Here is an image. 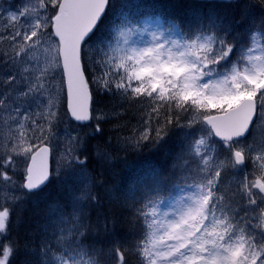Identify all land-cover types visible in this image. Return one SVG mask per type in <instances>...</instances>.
<instances>
[{
    "label": "snow or ice",
    "instance_id": "snow-or-ice-1",
    "mask_svg": "<svg viewBox=\"0 0 264 264\" xmlns=\"http://www.w3.org/2000/svg\"><path fill=\"white\" fill-rule=\"evenodd\" d=\"M6 3L0 0V40L9 41L0 52L3 197L20 201L50 180L65 76L77 121L91 118V83L98 95L140 104L145 123L135 146L172 158L167 174L156 170L122 192L128 232L117 238L120 221L103 211L83 140L71 138L60 156L63 172L56 171L71 210L49 206L39 245L15 246L34 257L21 264H101L94 246L101 236L111 240L108 264H264V133L257 139L254 123L264 121V0H216L183 24L163 22L141 0H121L119 8L116 0ZM168 186L180 195L166 205ZM16 188L22 196L8 191ZM9 217L0 211V234ZM13 251L3 246L0 264Z\"/></svg>",
    "mask_w": 264,
    "mask_h": 264
},
{
    "label": "trees",
    "instance_id": "trees-1",
    "mask_svg": "<svg viewBox=\"0 0 264 264\" xmlns=\"http://www.w3.org/2000/svg\"><path fill=\"white\" fill-rule=\"evenodd\" d=\"M215 2L216 0H141V3L148 6L153 16H158L165 23L175 20L181 24L187 18H191L193 12L209 11L208 8H204V5L211 6ZM120 3L121 0H116L117 8H119ZM212 10L220 15L227 12L225 8ZM230 15L237 20L240 19L236 12H232ZM111 17L112 13L109 12L108 19H104L101 26L102 32ZM244 26H247L246 22ZM92 43V47H94L95 41ZM85 75L90 81L89 73ZM89 88L92 93L91 123L80 126L70 121L65 98L59 111L61 122L62 120L69 121L72 127L77 128L82 133L81 139L84 147L81 148V152L88 158L85 167L87 172L97 181L93 185L94 191L104 201V213L113 215L116 220L120 221L117 224L116 237L122 238L128 232L126 224L123 223V218L129 214L128 210L123 208L120 203L122 192L127 190L130 185L140 182L141 178L147 180L150 174L156 170L167 174V171L171 169L172 158L163 152L153 150L147 143L142 147L135 146L133 138L139 134L145 123L144 112L140 104L124 103L112 96L98 95L91 83H89ZM98 116H103V118L97 120L96 117ZM97 124L101 129L100 132L93 131ZM255 124L258 125L256 138L259 139L260 134L264 133V124L259 127L260 121L257 120ZM58 127H60V122ZM178 142V139H174L173 146ZM101 152L107 153L110 159H100L99 153ZM52 165L51 179L42 190L7 205L12 208L10 210L7 207L10 213L7 231L0 234V259L3 258V246H13L14 251L9 257L8 264H21V261L25 259H34L31 253L17 252L15 246L19 245L23 248L24 245H28L30 248H35L39 245L44 236L43 226L48 223L51 204L58 202L65 207L66 211L71 210L67 204V190L63 181L56 179L54 164L52 163ZM246 167L249 171L253 168L251 163H247ZM59 170L62 173L63 167ZM20 194L22 195V193ZM163 194L169 196V200L166 201L167 205L180 195V192L178 188L168 186ZM96 214L95 210H91L90 215L93 220H95ZM94 246L101 250V254L97 257L101 264H108V261L112 259L108 251L111 240H106L101 236L97 238Z\"/></svg>",
    "mask_w": 264,
    "mask_h": 264
},
{
    "label": "rangeland",
    "instance_id": "rangeland-1",
    "mask_svg": "<svg viewBox=\"0 0 264 264\" xmlns=\"http://www.w3.org/2000/svg\"><path fill=\"white\" fill-rule=\"evenodd\" d=\"M22 3H23V0H7L5 7H7L8 4L21 6ZM14 10L15 9H13V11ZM0 34H6L5 20H4L3 15H0ZM114 35H115V33L113 32V36ZM92 46H93V43L90 44V47H92ZM8 47H9V41L7 39L0 40V52H2L4 49H7ZM63 88H64V91L60 96L59 111L61 109L63 99L64 98L66 99L64 78H63ZM70 121H71V119H70ZM262 124H264V121H260L259 127H261ZM142 127H141V130H142ZM55 131H56V137H55V139H53L51 146L53 147L52 163L54 164V172L56 173L57 169L62 168V161L60 160V156L64 153L65 147L68 144V141L74 137L81 138L82 133L80 132V130L78 131L77 128L72 127V124L69 121H65V120H62V122L60 121V127L57 126ZM82 147H84V146L82 145L81 148ZM81 148H80V151H81ZM57 166H58V168H57ZM52 168H53V165H52ZM14 179L16 180L17 184L22 183V176L20 175L19 171H18L17 175L14 177ZM8 191L12 192V194H14L15 196H22L20 194L22 192L19 188L10 189ZM14 202H17V201L10 200L7 197H3L2 194H0V211H3L4 209H7L8 211H9V209L11 210L12 207L10 208L7 205L8 204L11 205Z\"/></svg>",
    "mask_w": 264,
    "mask_h": 264
},
{
    "label": "water",
    "instance_id": "water-1",
    "mask_svg": "<svg viewBox=\"0 0 264 264\" xmlns=\"http://www.w3.org/2000/svg\"><path fill=\"white\" fill-rule=\"evenodd\" d=\"M64 85H65V93H66V109H67V112H68V115H69L70 119H71L74 123H76V124H78V125H80V126H86V125L90 124V123H91V120H92V99H91L90 104H89V112H90V116H91V118H90L89 120H85V121H77L74 117L71 116V112H70V108H69L70 99H69V97H68V95H67V78H66V76L64 77ZM89 89H90V88H89ZM254 120H255V118H254ZM217 139H218V138H217ZM48 163H49V167H50V171H51V169H52V154H51V156L49 157V161H48ZM50 178H51V177H50ZM49 181H50V180H49ZM49 181H48V182H49ZM48 182L46 183V185L48 184ZM46 185L42 186V189H43Z\"/></svg>",
    "mask_w": 264,
    "mask_h": 264
},
{
    "label": "bare ground",
    "instance_id": "bare-ground-1",
    "mask_svg": "<svg viewBox=\"0 0 264 264\" xmlns=\"http://www.w3.org/2000/svg\"><path fill=\"white\" fill-rule=\"evenodd\" d=\"M72 121V120H71ZM73 122V121H72ZM76 124V123H75ZM51 179V178H50ZM49 183V182H48ZM42 190V189H41Z\"/></svg>",
    "mask_w": 264,
    "mask_h": 264
}]
</instances>
